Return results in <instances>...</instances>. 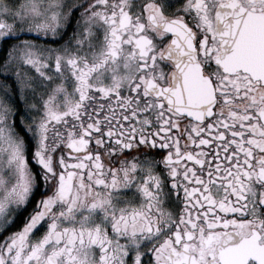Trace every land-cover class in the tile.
<instances>
[{
  "label": "snow or ice",
  "instance_id": "obj_1",
  "mask_svg": "<svg viewBox=\"0 0 264 264\" xmlns=\"http://www.w3.org/2000/svg\"><path fill=\"white\" fill-rule=\"evenodd\" d=\"M0 264H264V0H0Z\"/></svg>",
  "mask_w": 264,
  "mask_h": 264
}]
</instances>
